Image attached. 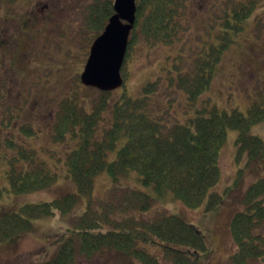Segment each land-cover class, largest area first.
I'll use <instances>...</instances> for the list:
<instances>
[{
  "label": "trees",
  "instance_id": "1",
  "mask_svg": "<svg viewBox=\"0 0 264 264\" xmlns=\"http://www.w3.org/2000/svg\"><path fill=\"white\" fill-rule=\"evenodd\" d=\"M112 1L91 0L87 6L84 22L87 31L96 33L94 38L113 14ZM221 1L213 0L210 7L214 19L218 18L216 24L220 25L217 34L209 33L219 36L217 43L201 50L187 63V69L175 74L167 70L164 76L158 73L141 86L135 97L123 93L111 105L107 91H100L98 103L87 104L86 100L80 103L77 95L65 99L51 128L53 141L69 144L65 166L77 193L24 204L18 211L4 214L0 217V240L30 231L32 218L53 215L55 211L68 212L80 196H85L86 210L75 219L73 228L61 233L62 243L55 255L37 264H73L77 256L90 260L94 254L104 252L111 253L115 264H212V250L202 232L181 215L163 210L149 213L154 199L146 192L112 187L99 212L92 207L91 197L94 177L102 170H107L113 178L134 170L138 180L150 185L157 197L171 195L186 207L199 206L218 180L219 150L228 127L239 130L235 140L236 160L245 156L246 161L244 168L237 169L232 187L243 186L248 167L261 164L264 169V142L248 132L251 124L264 119V102L252 103L247 114L237 110L227 114L203 100L193 116L179 123L169 109L176 101L158 98L162 90H181L187 105L194 106L209 85L222 52L231 41V33L243 28L245 19L260 0H224V5ZM135 4L127 49L138 40L147 48L159 43L173 45L189 28V0H136ZM213 16L207 19L211 29ZM163 80L167 87L163 86ZM163 104H166L164 111L156 108ZM5 109L9 110L2 106ZM104 112L108 113L110 125L97 134ZM28 130L34 133L31 125ZM5 141L7 145H15L7 138ZM120 141L122 144L118 146ZM113 149H116L115 159L107 161V152ZM19 152L28 156L30 163L25 169L9 167L7 179L15 194L43 189L53 183L55 175L42 162H35L31 148ZM225 190L229 193L231 188ZM221 200L220 194L210 192L205 207L215 208ZM240 203L242 208L229 221L235 249L225 264H250L264 255V235L259 231L264 224V174L246 186ZM100 220L110 228L99 230Z\"/></svg>",
  "mask_w": 264,
  "mask_h": 264
},
{
  "label": "rangeland",
  "instance_id": "2",
  "mask_svg": "<svg viewBox=\"0 0 264 264\" xmlns=\"http://www.w3.org/2000/svg\"><path fill=\"white\" fill-rule=\"evenodd\" d=\"M212 1L189 0V28L173 45L159 43L147 48L142 40L129 44L120 70L123 83L109 93V105L123 93L135 97L141 86L153 80L158 73L164 76L167 70L175 74L179 70L187 69V63L201 50L217 43L219 36L215 34L220 25L216 24L218 18L214 19V13L211 12ZM90 3L91 0H35L36 36L28 56V76L26 60H16L20 78L13 84L17 85L18 93L0 99V106L9 108L2 110L0 107V217L18 211L24 204L41 203L67 193H77L65 166L69 144L53 141L51 127L67 97L77 95L80 103L86 100L87 104L98 103L101 98L98 89L84 87L79 81V73L86 61L89 46L101 33L94 38L96 33L86 29L84 18H87V6ZM221 3L224 5V0ZM210 15L213 16L210 19L213 29L207 21ZM226 33L230 34L228 31ZM21 51L22 49L18 50V56ZM174 64L177 68H173ZM162 82L163 86L167 87L166 81ZM6 84L10 86L11 82ZM158 98L161 101H176L169 109L174 120L179 123H184L187 117L193 116L195 108L203 100L216 106L219 112L227 114L232 110L247 114L252 103L264 102V0L256 4L255 9L245 19L243 28L231 33V41L220 56L209 85L200 94L194 106L187 105L185 93L181 90H162ZM166 104L156 108L164 111ZM108 118V113L104 112L100 117L97 134L110 125ZM29 124L34 133H29ZM23 125L26 127L22 131ZM248 132L257 135L264 142V119L251 124ZM238 134L239 130L236 128L226 129L224 142L219 150L218 180L208 190L199 206L186 207L171 195L165 198L157 197L150 185L145 186L138 180V174L134 170L116 178L107 170H102L94 177L92 207L99 212L100 205L105 203L112 187L134 188L146 192L154 199L149 213L153 210H163L167 214L181 215L204 235L212 250V264H225L235 249L229 229L230 218L236 210L242 208L240 200L246 186L264 174L261 164L252 165L245 170L243 186L232 187L237 169L244 168L246 163L245 156L239 161L235 158V140ZM6 138L15 145H7ZM121 144L120 141L118 146ZM18 146L23 147L21 149L31 148L35 162H42L55 175L51 185L19 194L12 191L7 179L9 167L16 170L25 169L30 163L28 156L20 154L21 149H18ZM115 156L116 149H113L107 152L106 159L112 161ZM228 186L231 188L229 193L225 190ZM210 192L220 194L222 200L217 207L207 209L205 205ZM86 199L85 196H80L68 212L55 211L53 215L32 218L33 228L30 231L0 240V264H37L53 257L62 243L61 233L67 228H73L75 219L86 210ZM98 222L99 230L110 228L104 221ZM259 231L264 235V224ZM110 254L97 253L90 260L77 256L73 264H115ZM250 264H264V255L250 261Z\"/></svg>",
  "mask_w": 264,
  "mask_h": 264
},
{
  "label": "water",
  "instance_id": "3",
  "mask_svg": "<svg viewBox=\"0 0 264 264\" xmlns=\"http://www.w3.org/2000/svg\"><path fill=\"white\" fill-rule=\"evenodd\" d=\"M113 14L92 42L80 74L85 86L111 91L122 84L120 69L135 20V0H113Z\"/></svg>",
  "mask_w": 264,
  "mask_h": 264
},
{
  "label": "flooded vegetation",
  "instance_id": "4",
  "mask_svg": "<svg viewBox=\"0 0 264 264\" xmlns=\"http://www.w3.org/2000/svg\"><path fill=\"white\" fill-rule=\"evenodd\" d=\"M35 22V0H0V97L13 95L17 90V85L13 84L20 78L16 60H26L28 76V56L36 36ZM8 81L10 86L6 84Z\"/></svg>",
  "mask_w": 264,
  "mask_h": 264
}]
</instances>
